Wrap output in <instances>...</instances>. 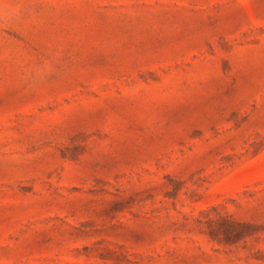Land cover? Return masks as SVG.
Returning <instances> with one entry per match:
<instances>
[{
  "label": "rangeland",
  "instance_id": "rangeland-1",
  "mask_svg": "<svg viewBox=\"0 0 264 264\" xmlns=\"http://www.w3.org/2000/svg\"><path fill=\"white\" fill-rule=\"evenodd\" d=\"M0 264H264V0H0Z\"/></svg>",
  "mask_w": 264,
  "mask_h": 264
}]
</instances>
